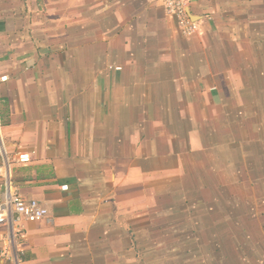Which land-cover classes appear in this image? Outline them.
Instances as JSON below:
<instances>
[{"label":"crops","instance_id":"crops-1","mask_svg":"<svg viewBox=\"0 0 264 264\" xmlns=\"http://www.w3.org/2000/svg\"><path fill=\"white\" fill-rule=\"evenodd\" d=\"M188 12L0 0V166L49 210L22 264H264V0Z\"/></svg>","mask_w":264,"mask_h":264},{"label":"built area","instance_id":"built-area-1","mask_svg":"<svg viewBox=\"0 0 264 264\" xmlns=\"http://www.w3.org/2000/svg\"><path fill=\"white\" fill-rule=\"evenodd\" d=\"M166 13L175 19L178 30L183 37L195 35L199 23L192 20L188 10L190 0H161ZM6 76L0 77V82L7 81ZM20 163L31 162L29 154L18 157ZM0 182L3 189V201L0 202L1 257L10 264H22L25 223L41 222L48 218L49 210L43 203L35 199H25L14 186L12 168L8 158L0 166Z\"/></svg>","mask_w":264,"mask_h":264},{"label":"rangeland","instance_id":"rangeland-1","mask_svg":"<svg viewBox=\"0 0 264 264\" xmlns=\"http://www.w3.org/2000/svg\"><path fill=\"white\" fill-rule=\"evenodd\" d=\"M0 124H1V122H0ZM1 132V131H0ZM0 136H1V134H0ZM1 140V139H0Z\"/></svg>","mask_w":264,"mask_h":264},{"label":"trees","instance_id":"trees-1","mask_svg":"<svg viewBox=\"0 0 264 264\" xmlns=\"http://www.w3.org/2000/svg\"><path fill=\"white\" fill-rule=\"evenodd\" d=\"M2 122H3V118H1Z\"/></svg>","mask_w":264,"mask_h":264}]
</instances>
